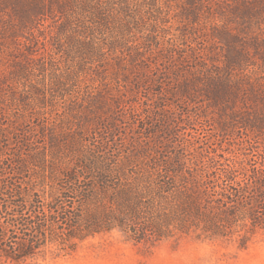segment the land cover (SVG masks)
<instances>
[{"label":"trees","instance_id":"1","mask_svg":"<svg viewBox=\"0 0 264 264\" xmlns=\"http://www.w3.org/2000/svg\"><path fill=\"white\" fill-rule=\"evenodd\" d=\"M131 1L0 0L14 17L4 35L24 59L9 95L19 112L10 127L0 118V255L12 261L115 231L135 243L185 235L238 238L242 247L264 231V0H153L150 28ZM176 9L188 25L220 20L209 37L223 65L205 49L173 50L179 38L162 14ZM237 18L249 44L229 24ZM36 38L60 61L39 62ZM246 45L261 63L249 64ZM200 101L248 140L198 153L171 121L176 112L179 123L201 120ZM29 166L36 178L16 176Z\"/></svg>","mask_w":264,"mask_h":264},{"label":"rangeland","instance_id":"2","mask_svg":"<svg viewBox=\"0 0 264 264\" xmlns=\"http://www.w3.org/2000/svg\"><path fill=\"white\" fill-rule=\"evenodd\" d=\"M181 1L178 2L180 4ZM11 5L7 4L5 11L0 12V118L2 117L6 124L11 126L13 117L18 114V109L9 99V95L14 92L16 85L12 82V74L18 67L17 62H24L18 50L13 47L12 42L6 37L7 33L12 29L14 21ZM131 12H136L140 17H144L143 23L140 19V27L150 28L153 25L152 17L150 16L151 9L157 10L158 4L153 0H132L129 3ZM151 8V9H150ZM163 12V16L172 19L173 29L171 33L179 38V42L175 43L173 50L179 54L184 52H192V50L205 49V58L210 56L214 59H220L219 65L224 64V58L215 54L212 45L213 40L209 37L212 28L215 24H221L218 19H209V17L201 15L203 19L201 25H188L189 21L184 19L182 12L179 9L175 11ZM182 21V24L181 22ZM234 33H239L244 43L249 44L253 37L251 30L244 29L242 20L229 21ZM249 23V21H246ZM185 24V25H184ZM56 24H53L49 30L45 31L47 38H51L56 30ZM6 34L4 35V33ZM139 33L138 30H135ZM252 35V36H251ZM142 33L138 34V38L144 40ZM205 39L203 41L201 38ZM41 39V38H40ZM37 40L34 39V41ZM35 41L32 49L39 57V62L45 58L51 59L59 57L56 53L55 46L50 43L43 44ZM193 47L190 48L189 46ZM244 52L250 54L249 64L255 60L261 63V60L255 57L254 49L251 45H246ZM23 54V53H22ZM177 57L178 54L175 53ZM208 58V57H207ZM181 59V58H178ZM60 61V60H59ZM37 62V61H36ZM171 69L177 71L180 68V62L173 59ZM218 66H214V71ZM250 68H253L251 66ZM62 70V69H61ZM220 73V72H218ZM190 74H185L187 77ZM41 75L31 77V79H39ZM185 77L179 75L178 81H183ZM175 81V79H174ZM207 102L200 101L197 103L198 111L201 114V120L193 122L191 125L179 123L180 113L172 115L171 124L174 131L183 140H192L198 148V153H203V150L223 146L228 147L229 144L242 143L248 140L247 132L235 127L221 128V117L216 108H211ZM39 111V110H38ZM29 113L18 115V121L15 123L19 126L25 124L26 119L32 117ZM36 113L37 111H33ZM39 115V114H38ZM175 118V119H173ZM174 120V121H173ZM22 123V124H21ZM1 125V124H0ZM2 126V125H1ZM253 138V136L251 137ZM164 140H167L164 138ZM257 141V140H254ZM259 148L264 145V139L257 143ZM239 146V145H238ZM236 146V147H238ZM14 148V147H13ZM228 154V153H226ZM15 166L8 165L4 173L9 174ZM0 162V178L3 176ZM17 177L34 176L35 171L31 166L27 167L24 172L16 175ZM0 264H264V231L258 232L249 242L247 247H242L238 238L233 239H203L195 236H178L175 238L166 239L157 243H135L128 240L120 232L115 231L109 234H103L90 238L80 243L73 251L65 252L51 248L43 253L38 254L33 258L22 260L19 262L12 261L6 258L3 254L0 255Z\"/></svg>","mask_w":264,"mask_h":264}]
</instances>
